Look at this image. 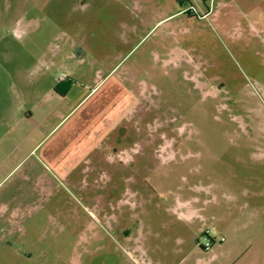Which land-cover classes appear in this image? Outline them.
Returning <instances> with one entry per match:
<instances>
[{
	"label": "rangeland",
	"instance_id": "1",
	"mask_svg": "<svg viewBox=\"0 0 264 264\" xmlns=\"http://www.w3.org/2000/svg\"><path fill=\"white\" fill-rule=\"evenodd\" d=\"M0 264H264V0H0Z\"/></svg>",
	"mask_w": 264,
	"mask_h": 264
},
{
	"label": "built area",
	"instance_id": "2",
	"mask_svg": "<svg viewBox=\"0 0 264 264\" xmlns=\"http://www.w3.org/2000/svg\"><path fill=\"white\" fill-rule=\"evenodd\" d=\"M202 236H203V241L202 242H199V245L202 247V249L204 251H210L212 250L214 244L216 242H224L225 241V237L224 236H221L219 239L214 236L211 232L210 229H205L202 231Z\"/></svg>",
	"mask_w": 264,
	"mask_h": 264
},
{
	"label": "crops",
	"instance_id": "3",
	"mask_svg": "<svg viewBox=\"0 0 264 264\" xmlns=\"http://www.w3.org/2000/svg\"><path fill=\"white\" fill-rule=\"evenodd\" d=\"M49 117H50V114H49ZM65 118V117H64ZM63 118V119H64ZM62 119V120H63ZM60 124V122L56 125V126H54V127H52V129L49 131V134H51V132L58 126ZM40 126V125H39ZM38 126V127H39ZM62 140V139H61ZM42 142V141H41ZM41 142H39V143H41ZM46 155H48L49 156V159H51L53 156H54V153H53V151L51 150V148L49 149V151L47 152V154ZM76 155H79V153H76ZM98 157H100L101 158V154H98ZM86 160V162L88 161V160H90V161H92L89 157H84V158H75V160H74V166L76 167L78 164H79V162H81V161H85ZM111 164V163H110ZM94 166H95V169L97 170V172H99V170H100V168L101 167H99V165H97L98 167H96V164H94ZM84 172H86V170L84 169ZM202 230V229H201ZM203 231V230H202ZM201 231V232H202Z\"/></svg>",
	"mask_w": 264,
	"mask_h": 264
}]
</instances>
